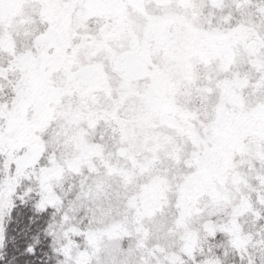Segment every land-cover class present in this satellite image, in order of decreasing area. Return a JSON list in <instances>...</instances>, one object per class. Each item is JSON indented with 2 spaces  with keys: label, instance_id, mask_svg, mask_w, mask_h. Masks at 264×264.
Returning <instances> with one entry per match:
<instances>
[{
  "label": "snow or ice",
  "instance_id": "6c2138e0",
  "mask_svg": "<svg viewBox=\"0 0 264 264\" xmlns=\"http://www.w3.org/2000/svg\"><path fill=\"white\" fill-rule=\"evenodd\" d=\"M0 264H264V0H0Z\"/></svg>",
  "mask_w": 264,
  "mask_h": 264
}]
</instances>
